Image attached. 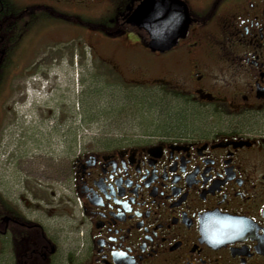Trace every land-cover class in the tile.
<instances>
[{
  "label": "flooded vegetation",
  "instance_id": "1",
  "mask_svg": "<svg viewBox=\"0 0 264 264\" xmlns=\"http://www.w3.org/2000/svg\"><path fill=\"white\" fill-rule=\"evenodd\" d=\"M181 1L187 34L152 52L147 33L126 23L142 0H0V150L15 127L19 53L41 24L88 33L78 37L101 92L157 86L179 106L164 124L104 121L82 140L70 134L87 120L71 125L62 110L50 131L61 156L38 173L33 200L21 195V159L9 157L0 264H264V0ZM149 55L158 78L145 74Z\"/></svg>",
  "mask_w": 264,
  "mask_h": 264
},
{
  "label": "rangeland",
  "instance_id": "2",
  "mask_svg": "<svg viewBox=\"0 0 264 264\" xmlns=\"http://www.w3.org/2000/svg\"><path fill=\"white\" fill-rule=\"evenodd\" d=\"M38 32L34 39L35 46L27 47L19 53L18 62L21 66L15 72L18 73L17 76L22 77L19 81L15 80L16 85H12L17 88L13 94V101H8V106H11L13 112V116L9 115L11 124L15 127L14 131H7L9 143L5 149L0 150V161L3 163L0 170V177L3 180L0 179V185L8 182L13 184L15 159L11 158L21 159L17 161L21 162L22 167L21 195L29 200L35 197V183L41 185L43 182L39 181L38 173L50 172L52 164L53 166L56 164L57 155L61 156L62 148L52 143L56 135L50 131L55 125L56 116L58 118L62 110L70 114L71 121L74 122L71 125H82L81 120H87L86 125H82L84 128H81V131L70 134L74 140H82L98 133L105 124L104 121L114 125H160L165 122L166 110L179 108L178 104L168 100L157 86H151L150 89L135 86L129 89L119 87L117 90L103 92L98 90L97 74L92 69L96 59L91 58L88 47L83 50L87 45L81 37H78V34H82L84 38L86 36L88 38L86 31L80 32L73 27L66 30L57 27L54 23L48 28L41 24ZM140 58L142 60V57ZM148 59L151 68L145 65V74L160 77V70L155 68L157 65L155 58L149 55ZM131 66L135 68L142 66L141 70H145L138 59H135ZM35 74L50 78V85L44 90L46 96L42 94L39 99L32 100L29 98L33 93L30 87ZM56 74L61 82L60 87L56 84ZM81 79L89 87L83 95ZM126 95L129 97L126 98ZM143 95L149 99H144ZM50 110L54 111L52 118L49 114ZM171 113H174V110ZM143 130H153V128H141V131ZM35 176L37 179L34 178ZM55 187H57L56 181ZM55 190L59 191L58 188ZM36 194H40L37 187ZM21 206L23 207L22 204ZM65 219H59L56 228L59 223L64 226Z\"/></svg>",
  "mask_w": 264,
  "mask_h": 264
},
{
  "label": "water",
  "instance_id": "3",
  "mask_svg": "<svg viewBox=\"0 0 264 264\" xmlns=\"http://www.w3.org/2000/svg\"><path fill=\"white\" fill-rule=\"evenodd\" d=\"M190 20L181 0H142L126 23L148 34L153 52H165L187 34Z\"/></svg>",
  "mask_w": 264,
  "mask_h": 264
},
{
  "label": "trees",
  "instance_id": "4",
  "mask_svg": "<svg viewBox=\"0 0 264 264\" xmlns=\"http://www.w3.org/2000/svg\"><path fill=\"white\" fill-rule=\"evenodd\" d=\"M92 23H94V22H92Z\"/></svg>",
  "mask_w": 264,
  "mask_h": 264
}]
</instances>
